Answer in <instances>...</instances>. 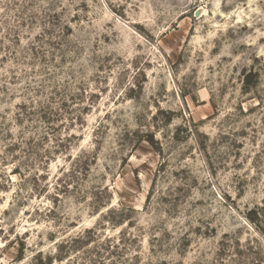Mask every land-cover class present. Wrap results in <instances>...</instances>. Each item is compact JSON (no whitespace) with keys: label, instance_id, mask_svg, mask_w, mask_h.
<instances>
[{"label":"rangeland","instance_id":"rangeland-1","mask_svg":"<svg viewBox=\"0 0 264 264\" xmlns=\"http://www.w3.org/2000/svg\"><path fill=\"white\" fill-rule=\"evenodd\" d=\"M0 264H264V0H0Z\"/></svg>","mask_w":264,"mask_h":264}]
</instances>
